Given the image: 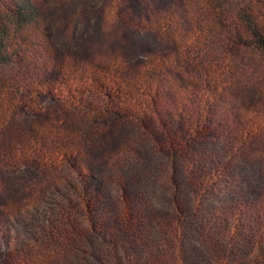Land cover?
Wrapping results in <instances>:
<instances>
[{"label":"rangeland","instance_id":"obj_1","mask_svg":"<svg viewBox=\"0 0 264 264\" xmlns=\"http://www.w3.org/2000/svg\"><path fill=\"white\" fill-rule=\"evenodd\" d=\"M36 2L44 45L36 77L53 87L87 83L90 108L49 105L47 96L45 112L15 115L0 135V151L11 152L22 139L62 131L48 122L62 121L77 166L0 161V264H264V214L251 206L264 196V149L227 160L218 137L201 138L192 174L189 158L171 157L139 128L137 88L159 57L168 60L163 89H182L190 68L177 61L196 35L195 1L125 0L119 13L112 0ZM160 12L177 23L165 38L147 26ZM106 79L133 93L117 96ZM227 92L217 110L230 117L262 98L248 82ZM171 99L162 100L168 118ZM92 115L99 128L86 135Z\"/></svg>","mask_w":264,"mask_h":264},{"label":"trees","instance_id":"obj_2","mask_svg":"<svg viewBox=\"0 0 264 264\" xmlns=\"http://www.w3.org/2000/svg\"><path fill=\"white\" fill-rule=\"evenodd\" d=\"M112 1L115 12H122L125 0ZM194 1L190 19L196 35L184 45L182 58L177 61L180 67L188 65L189 73L180 92H168L162 87L168 60L157 59L155 71L147 72L140 89L137 88L141 100V114L137 116L139 128L143 132L151 131L157 146L167 150L171 157L187 159L192 155L195 142L214 136L223 142L227 160L236 156L242 158L257 146L264 149V73L261 74L264 67V0ZM41 18V8L36 0H0V135H4L2 133L9 128L15 115L29 111L45 112L42 103L49 97H52L49 105L66 103L72 109L90 108L83 89L87 83L80 85L73 81L72 85L53 87L36 77L42 70L44 49ZM147 26L165 38L175 31L177 23L171 14L160 12ZM246 58L250 63L245 61ZM109 72L112 76L116 74L113 69ZM60 73L57 69L52 75L59 79ZM100 73L95 74L100 76ZM93 76L91 73L89 82ZM103 77L107 78L108 74ZM107 81L117 96L126 97L125 94L133 93L128 85ZM247 82L254 84L262 95L257 104L238 116L230 117L219 112L217 103L228 93L227 90ZM52 92L58 93L53 96ZM165 96L172 98L170 101L174 103L170 104L172 108L168 111L170 118L162 107ZM96 116L92 115L86 135L98 130V117L101 116ZM51 121H48L50 125L54 124V128L60 127L62 131L43 133L36 140L22 139L13 151H0V161L15 165L57 163L77 171L75 159L71 157L76 149L71 145L72 136L61 127L64 122ZM192 163L193 160L190 161L191 172ZM196 175L195 178L199 179ZM199 184H205L201 177ZM255 196L258 202L251 205L252 209L257 214H264V196L260 193ZM152 259L154 263L157 260L155 255ZM146 262L153 263L150 259Z\"/></svg>","mask_w":264,"mask_h":264}]
</instances>
